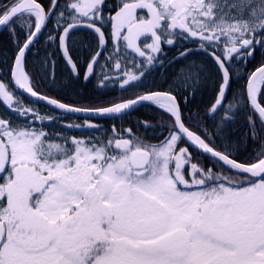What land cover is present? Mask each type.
I'll use <instances>...</instances> for the list:
<instances>
[{"label":"snow or ice","instance_id":"1","mask_svg":"<svg viewBox=\"0 0 264 264\" xmlns=\"http://www.w3.org/2000/svg\"><path fill=\"white\" fill-rule=\"evenodd\" d=\"M80 29L95 39L82 61L71 40ZM0 30L13 45L0 71V105L12 114L0 115V264H264V60L232 89L264 52V0H0ZM44 33L56 47L41 57ZM171 49L167 63L181 67L166 89L88 106L38 91L37 77L56 86L57 54L72 83L124 92ZM209 81L211 129L184 115ZM137 106L159 110L166 135L151 142L115 125L98 134L94 118Z\"/></svg>","mask_w":264,"mask_h":264},{"label":"trees","instance_id":"2","mask_svg":"<svg viewBox=\"0 0 264 264\" xmlns=\"http://www.w3.org/2000/svg\"><path fill=\"white\" fill-rule=\"evenodd\" d=\"M51 27V26H50ZM75 37H71L73 39ZM89 37H83V43H88ZM50 42L47 41V33H44L40 37V42L36 45V48L33 49V53L36 51H39L40 56L43 57L45 53H51L55 51V44L52 43V47H49L48 44ZM73 43V42H72ZM87 46V45H86ZM85 46V47H86ZM13 45L11 43V40L9 38L8 32L6 30H3L0 33V71H3L6 69L7 65L4 63V61L11 56ZM90 50V47L87 46L86 49H82L80 53L77 56L81 61L83 60L85 54ZM170 51V50H169ZM172 53L170 54L169 58L165 60L164 67H157L153 70H151L150 75L147 76V78L143 81V83L135 89L124 91L122 92L118 85H110L108 89L103 90L102 92L95 88L94 82L89 83L87 85L83 84V81L81 80L79 84H74L69 80V73L67 68L65 67L63 61L59 58V55L57 54L56 60V74H57V81L56 86L53 87L52 83L48 81L47 79H41L40 77H37L38 79V91L41 93L47 94L50 97L57 98L61 100L62 102L68 103V104H78L83 106H88L90 101H95L96 103H100L101 100L108 101V100H119L122 96L132 97L135 95H138L139 93L143 92L145 88H158V87H164L167 88V84L165 81H167L168 84L172 83V75L174 71H177L181 65L174 64L169 66L167 63L168 60H171L173 57L176 56L177 52L174 50H171ZM35 59L34 56H30L29 60L33 61ZM264 60V52H258L255 57L252 59V61L247 65V71H244V69H238L236 73V77L234 78L232 89L233 91H238L241 85L244 84V77L247 76L249 72L254 70L255 67H257L261 61ZM99 71V70H98ZM43 74H41L42 76ZM211 75V74H210ZM67 85V87H65ZM214 96V88L212 86V82L209 81L203 85L200 86L199 90L196 92L195 96L190 99L189 104L184 106V115L185 117H188L189 115H194L196 113H199V116L197 119L204 122V126L208 129L212 128V125L214 123L213 120L207 119L205 121V112L208 108V106L211 104ZM25 98V97H24ZM41 105V104H39ZM161 114L160 111L155 109L152 106H141L129 115L125 116L123 119H105L101 121H106L113 123L108 128H112L113 125L118 130H124L127 128H130L132 117H137L139 119L143 118V115H157ZM216 123L219 122V118L217 117ZM191 123V121H189ZM234 132H232V140L233 142H236L240 137H242L246 131V120L241 115V118L237 120V122L233 125ZM254 145L248 144L246 150L242 147L241 148V154L239 155V159L244 160L247 159L250 154L253 152ZM191 151L195 152L190 148ZM211 159L207 158H201V162L205 166H209V162ZM214 163V161H212Z\"/></svg>","mask_w":264,"mask_h":264},{"label":"flooded vegetation","instance_id":"3","mask_svg":"<svg viewBox=\"0 0 264 264\" xmlns=\"http://www.w3.org/2000/svg\"><path fill=\"white\" fill-rule=\"evenodd\" d=\"M72 37H75L72 40L73 44L75 45L74 49H73V54H78L82 51V49H86L87 46L91 48H93L95 46V39L93 34L87 30V29H80L78 30ZM83 37H89L88 43L86 42L83 43ZM87 45V46H86ZM86 46V47H85ZM176 51L175 49H171ZM166 50L167 51V57L165 60H167L170 56V54L172 53V51ZM24 102L27 103H33L34 106L41 112V113H46L48 111H50V109L48 107H44L39 105L37 102H34L33 100H30L28 98H24ZM0 115H7L9 117H11V113L10 112H6L5 107L3 105H0ZM73 120L75 122H82V119H76L75 117H73ZM148 122L152 128H156V129H160L159 131H152V129H148L146 130L143 126L141 122ZM94 122H98L100 124H102L103 126V131L99 132L98 134L103 136V135H107V134H111V128H108L109 126H111L113 123L110 122H106V121H101L98 119L94 118ZM163 121L161 118V114H157V115H143L142 119H139L137 117H132V122L130 125V128H132L133 132L139 136H141L142 138H146L148 140H150L151 142H156L157 138L160 137L163 133V129L161 127ZM57 130H62L65 131L68 134H72L73 132H75L76 134H79V130H68V129H61V128H57ZM122 131V130H121Z\"/></svg>","mask_w":264,"mask_h":264},{"label":"water","instance_id":"4","mask_svg":"<svg viewBox=\"0 0 264 264\" xmlns=\"http://www.w3.org/2000/svg\"><path fill=\"white\" fill-rule=\"evenodd\" d=\"M3 30H0V32H2ZM25 97H27V96H25ZM27 98H29V97H27ZM29 99H31V98H29ZM37 102H39V101H37ZM39 103H42L43 105H45V106H48L46 103H44V102H39ZM49 107V106H48ZM138 107H140V106H137V108ZM136 108V109H137ZM96 119H100V118H96ZM105 119H107V118H105ZM191 147V146H190ZM194 149V148H193ZM208 158H210V157H208ZM211 159V158H210Z\"/></svg>","mask_w":264,"mask_h":264}]
</instances>
